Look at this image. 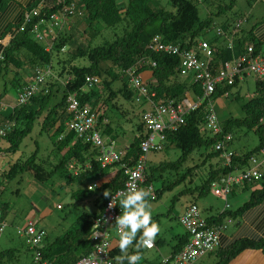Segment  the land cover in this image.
Returning <instances> with one entry per match:
<instances>
[{"label":"trees","instance_id":"trees-1","mask_svg":"<svg viewBox=\"0 0 264 264\" xmlns=\"http://www.w3.org/2000/svg\"><path fill=\"white\" fill-rule=\"evenodd\" d=\"M40 1L42 0H36L26 11L36 6ZM43 1L45 7L39 10V14L44 16L58 11L63 5L70 4L72 1L78 3L82 9V14L78 15L75 13L74 17L85 23L82 36H88L77 43L78 38L73 32L74 30L63 29L58 33L53 49L47 52L40 42L32 38L29 27H26L25 30H18L22 20L21 18L17 24L12 25L14 33L0 56V72L6 70L11 65L21 68L25 62L33 68L36 65L46 64L52 70V54L61 52L64 46L71 40L76 42V49L74 53H71L72 56L88 58L89 65L83 67L73 65L67 70L70 77L63 85L61 99L52 106H48V103L53 95L52 88L56 85V81L52 83L49 79V82L47 81L49 84L47 93L43 94L42 90L41 93L32 97L29 105H15L13 107V112L9 116L4 117L3 120L5 121L1 122V124L9 121L15 123V126L2 137L8 143L5 149L7 152L14 153L19 149L23 138L32 129L34 119L42 114V112L46 111L40 122L41 130L50 131L56 126L58 121L61 122L66 118L65 96L67 93L76 91L82 102H87L94 106L97 105L99 103L98 95L95 93L94 88L86 92L82 91L85 75H96L100 80L99 83L102 88L110 91L109 94L111 97L115 92L110 90V84L114 80L121 78L122 71L132 66L141 56L149 55L156 62L155 67L150 68L145 66V68L148 69L152 78L155 80L153 88L157 92L158 97L165 96L175 100H180L183 97L192 99L195 95L201 93L200 87L190 77H181L179 75L177 70L179 63L178 56L154 53L147 47L148 42L154 34H160L161 39L165 42L180 43L181 47L187 49L194 46L195 41L212 24L210 16L207 15L205 18L199 16V8L196 0H169L172 9H155L150 4L151 0H123L120 4V0ZM251 1L248 0V2ZM231 6L232 3L218 7L217 14L231 8ZM98 28L113 29L114 36L110 40L104 39L101 43L92 46V40L99 32L97 30ZM237 39L240 49H242L245 43L252 44L257 50L262 48L260 42L246 37L242 33L241 27ZM211 43L216 46L217 50L214 58L215 62L231 59V51L223 39L214 37ZM235 82L236 79L233 85ZM123 83L124 89L122 88L123 91L121 93L126 98L131 99L132 92L127 88L124 80ZM233 85L218 87L212 95V99H217L224 92L229 91ZM256 93L257 95L242 103L241 108L244 111L242 117L235 118L229 116L220 120L223 130L230 132L232 135L233 129L243 127L252 130L258 137V144L255 147L241 153L234 152L231 165L224 166L219 153L213 150V145L220 136L212 135L206 131L204 127L206 111L204 105H202L194 111L189 112L185 117L184 123L175 131L166 132L164 148L169 145H174L179 149L180 154L174 161H162L158 164L149 163V165L147 161L141 188H144L145 185L153 184V181L157 179L154 175L156 171L168 170L178 173L179 169L189 159H192L195 152L204 157V161L211 156H216L217 158L216 165L209 168L207 177L203 183L194 188V190H198L199 195L204 194L212 188V184L218 182L221 175L235 170L236 166L241 168L248 165L249 157L257 153L264 144V126L257 125L259 118L264 115V93L260 90L259 81H256ZM103 116L100 117L99 123L102 122ZM64 128L63 124L57 126L53 136L58 137L64 131ZM143 130V123L141 122L140 125H137V133H135L131 143L127 146L121 162L129 161V164L132 165L136 161L140 155V141L145 134ZM53 145L52 150L56 156L54 163L49 159L37 160L36 152L34 151L27 159L16 163L17 166L15 167L21 172L23 170L30 171L32 178L40 183L50 180L54 173H63L67 184L77 183L79 185L75 189H72L70 192L71 197L76 200H81L88 196H94L93 202L98 206L97 211H82L76 217L74 225L70 229H67L53 239H48L49 235H45L42 242L41 252L44 258L51 260L53 264H72L81 256L91 252L92 245L88 236L91 232L93 219L100 214L105 201L109 197H105L103 193L105 190H109L111 194L122 187L125 181V174L119 162L104 168L101 167L97 160V149L89 142H85L76 137L71 131L65 133L63 138H57ZM201 149H204V151L201 152ZM209 149L210 151H207ZM87 164H89V167ZM190 173L191 167L188 166L181 173V176L176 179V182ZM105 174L109 175L106 179H102ZM260 182V187L252 191L249 200L238 210L234 213L228 210L229 203L227 199L225 204H228V208L224 207L222 213L206 218L207 222L209 224H222V219L225 216L231 218L230 216H234L236 213L264 198V176ZM89 183L95 184V187H93V184L91 187L87 186ZM171 183L173 184V182ZM90 188L93 190L90 191ZM164 188L165 186L163 184L160 189L156 190V197ZM148 199L151 200V198ZM191 203L196 204L195 202ZM119 207L122 215L123 209L120 206V201ZM4 209V205L0 206L3 215ZM142 234L143 232H138L136 240L130 246V250L127 251L126 255H132L137 252L141 255L143 253L145 247L141 246L137 248L136 246ZM119 239L116 237L112 240L110 249L111 256L116 260V262L114 260V264H128L127 259L121 261V257L125 256V254L119 248ZM186 240L187 234L178 238V241L173 246L172 255L181 250ZM250 244H252L250 241L242 240L233 244L229 249L223 251L218 250L216 253L217 261L214 264H225L234 254ZM27 248L32 253L28 245ZM14 255V249L0 250V263L4 260H12Z\"/></svg>","mask_w":264,"mask_h":264},{"label":"built area","instance_id":"built-area-1","mask_svg":"<svg viewBox=\"0 0 264 264\" xmlns=\"http://www.w3.org/2000/svg\"><path fill=\"white\" fill-rule=\"evenodd\" d=\"M62 1V0H57ZM44 1L24 12L18 30L29 32L36 41L43 45L45 51L53 49L58 33L62 31L74 14H82L78 3L72 1L63 5L58 11L47 15H40L39 10L45 7ZM242 20L234 23L230 30L216 29L215 38L223 39L231 51V59L215 62L216 46L210 40L198 38L190 49L181 47L180 43L165 42L160 34H154L147 44L150 51L164 55L179 57L177 66L181 77H190L200 87V94L192 99L183 97L175 100L165 96L158 97L153 88L155 80L142 77V72L148 70L145 66L153 68L156 62L149 56H141L127 69L122 71V77L127 87L131 90L133 98L137 102L147 103L149 107L141 113V122L145 128V134L140 141V155L130 165L129 161L121 162L127 148L118 149L117 142L112 137H104L99 130V119L103 115L100 104L92 105L82 102L76 91L69 92L65 96V124L66 130L73 132L76 137L89 142L97 149V160L101 167H107L113 163H120L125 174L122 187L111 193L105 201L100 214L93 219L91 232L88 236L92 250L87 255L81 256L72 264H114L111 256L112 235L110 226L120 232L116 217L121 215L119 201L123 193L132 188H141L144 181L145 168L148 161V153L162 151L166 143V132L175 131L185 117L191 111L204 105L205 123L204 127L212 135L220 136L213 145V150L218 152L224 166H230L234 151L229 148L233 139L230 132L222 128L220 118L215 110L216 99L212 95L218 87L233 85L235 79H242L248 75H254L256 81L260 82V90L264 93V48L256 49L252 44L245 43L240 49L238 43L239 29ZM222 36L221 38H219ZM63 51V49H62ZM57 81L58 77L53 74L49 65H36L32 70V76L25 82L17 92L16 105H29L32 97L38 93L48 92V80ZM68 78L64 80V84ZM48 81V82H47ZM96 75L87 74L84 77V86L92 88L99 84ZM63 84V85H64ZM229 91L222 95H227ZM257 95V93H255ZM132 98V97H131ZM257 125L264 126V115ZM15 126L12 121L0 124V137ZM63 135H59L61 139ZM241 168L221 175L218 182L212 184L213 193L222 197L225 201L231 195L234 187L260 181L264 176V144L259 151L249 157L248 163ZM89 167V164H87ZM95 186V184H93ZM144 189L150 190L151 199L156 198V190L153 184L145 185ZM112 202L114 207L109 208ZM228 208V204H225ZM179 223L187 234V240L180 251L175 254L163 256L162 264H196L198 259L212 253L219 247L220 233L226 229V223L209 224L203 217L196 204H189L184 213L179 217ZM7 225L3 211L0 210V233ZM17 233L25 237V243L32 250L33 264H53L49 259L43 257L41 249L45 237V230L37 227L34 221L26 223L19 228ZM154 242L151 247L154 248Z\"/></svg>","mask_w":264,"mask_h":264},{"label":"rangeland","instance_id":"rangeland-1","mask_svg":"<svg viewBox=\"0 0 264 264\" xmlns=\"http://www.w3.org/2000/svg\"><path fill=\"white\" fill-rule=\"evenodd\" d=\"M122 2L123 0H120L119 4ZM196 2L199 8V16L205 18L208 15L212 20V24L199 38L210 41L214 39L217 28L222 29L224 32L228 31L238 20H242L241 28L243 29L247 24H250L253 14L257 10L256 7L254 8V2L252 4L248 0H196ZM229 3H232L231 8L217 14L218 7L228 5ZM150 4L155 9H172L169 0H151ZM257 6L260 7V4ZM84 27L85 23L76 18L70 19L65 26L68 30H74L73 32L78 38L77 43L88 36H82ZM97 30L99 32L92 40V46L101 43L104 39L110 40L114 36L113 29L98 28ZM75 49L76 42L71 40L64 46L63 51L52 54V72L58 79L56 85L52 88L53 95L49 100L48 106H52L61 99L64 80L70 77L67 70L73 65L80 67L89 65L88 58L72 56L71 53H74ZM10 78V74L4 70L0 73V94L2 96V105L6 108L5 112L9 111L7 110L8 105L14 104L16 99L15 82L12 84V80H9ZM123 87V78L114 80L109 87L111 91L115 92L111 97L110 91L103 89L100 83L92 87L98 95V104L102 108L104 115L102 120L105 119L107 121V125L104 121L103 123H99L98 128L101 130L104 126H109L115 134L117 144L119 145L130 142L133 139L135 133H137V125L141 123V113L147 109L146 106L138 103L133 97L132 99L126 98L121 93L124 89ZM92 88L83 86L82 91L86 92ZM255 93L256 79L253 74L242 79H236L235 84L230 87L228 94L224 96L220 95L216 99L215 109L220 120L229 116L235 118L242 117L244 115V111L241 108L242 103L254 97ZM45 112H42V114L34 119L31 131L23 138L16 152H7L5 149L8 143L3 138H0V201L6 203L8 206L5 210V217L9 222L5 220L7 225L3 232L0 233V250H15L12 260H4L0 264H33L32 253L27 248L25 237L19 235L17 230L22 228L29 219H36L44 208L51 210V213L37 222V226L43 227L47 235L52 239L54 236L61 235L64 231L70 229L74 225L76 217L82 211L98 210V206L93 202L94 196H88L81 200H76L70 196L72 189H75L79 185L77 183L67 184L63 173H54L50 180L38 183L36 180H33L34 178H32L30 171L23 170L21 172L15 167L17 166L16 163L24 161L34 151L36 152L37 160L49 159L52 163L56 161L55 152L52 150L54 136H49L50 131L41 130L40 126ZM3 141L4 144H2ZM257 144L258 137L252 130L243 127L233 129V139L229 145L230 149L245 151ZM119 145L117 148H119ZM202 151L204 149H201ZM207 151H210V149ZM179 154L180 151L176 146L169 145L162 151L148 153V165L149 163L158 164L162 161H174ZM195 154H193L192 159H189L179 169L178 173L168 170H159L154 173L155 178H157L153 181L155 190L160 189L163 184L165 186L164 190L162 189L156 198L151 200L148 199L149 197L147 198L151 205L152 220L158 224L160 229L157 235L164 241H162L160 249L162 253L168 251L169 247L175 243L176 236L182 233L183 228L179 223L178 217L184 213L185 207L189 203L195 202L203 217L225 207V200L215 195L212 188L202 195L198 194V190H194L196 186H200L206 179L209 168L214 167L217 163L216 156H211L204 161V157ZM248 165L250 166L251 163L249 162ZM188 166L191 167V173L176 182V179L181 176V173ZM92 184L89 183L87 186L91 187ZM258 184L260 182L254 183L255 186ZM248 191L239 190L234 194L236 200L240 199H238V203H242L241 198H244V200L248 198V195L245 196L244 194L245 192L248 193ZM57 203L60 205L57 206ZM225 222L230 227L233 226L232 222H228L227 219H225ZM110 232L113 236L120 238L119 232L114 227L110 226ZM129 250L130 247L128 248ZM150 251H143L140 255L141 259L137 264H162L159 252L155 249ZM201 258L197 264H212L214 261L213 254L208 257L205 255Z\"/></svg>","mask_w":264,"mask_h":264},{"label":"crops","instance_id":"crops-1","mask_svg":"<svg viewBox=\"0 0 264 264\" xmlns=\"http://www.w3.org/2000/svg\"><path fill=\"white\" fill-rule=\"evenodd\" d=\"M35 2H36V0H0V56L2 54L4 47H6L8 45V43L10 42L12 35L14 33V30L12 29V25L17 24L21 20V18L23 17L26 9L29 6L33 5ZM253 2H254V4H253ZM250 3H252L254 5V8L256 7L257 10L254 12L253 19L251 20L250 24H247V26L243 27L242 33L246 37H249L252 40H255L257 42H260L262 44V48H264V0H252ZM258 4H260V7L257 6ZM32 70H33V67L29 66L26 62L23 64V66L21 68L14 67L11 65V66H8V68H6V70H4L6 73L10 74L11 78L9 80H12L11 83L13 84V82H15V85H14L15 89H16L15 90V98H16L17 92H18L19 88L21 87V85L23 83L27 82V80H29L31 78ZM150 76H151V74L148 70H145L142 72V77L144 79H149ZM131 97H133V96L131 95ZM138 103L146 106L147 108L149 107V105L147 103H142V102H138ZM15 105H16V99L14 101V104L8 105L7 110H9V111L5 112L6 108L3 107V105H2V96L0 94V124H1V122L5 121V120H3L4 117L9 116L13 112V107ZM103 121L107 123V121L105 119L102 120V123H103ZM62 124L64 125L65 128H64V131H62L59 135H63V137H64V134L68 132L66 130L65 118L61 122L58 121L56 123V126L53 129H51L50 132L48 131L49 136L52 137L56 127L59 125H62ZM98 126H99V124H98ZM143 129H144L143 131L145 132L144 126H143ZM101 131H102L103 136L112 137L116 140L115 134L113 133L112 129L109 126H104L103 128H101ZM0 138H2V137H0ZM57 138L59 139V136L58 137L54 136L52 143H54L57 140ZM131 141L124 143L122 145L117 144V146L119 145L118 149L127 148V146L131 143ZM116 142H117V140H116ZM2 144H4V141L2 142ZM0 145H1V141H0ZM232 150L234 152H237V153L244 152V150H236V149H232ZM108 175L105 174L102 177V179H106L108 177ZM38 183H40V182H38ZM253 185H254V183H250V184H245V185L239 186L238 188H234L231 195L228 198V203H229L228 210H230L233 213L236 210H238L246 201L249 200L252 191H254L255 189H258L261 184H258L257 186H255V185L253 186ZM237 190L238 191L239 190H246V191L249 190L248 193H246V192L244 193L245 196L248 195V198L246 200H244V198H241L242 199L241 204L238 203V201L240 199L238 198L239 200L238 199L236 200V198L234 197V194L238 192ZM2 205H4V208H5L4 209V217H5V210L7 209L8 206L6 203L0 201V206H2ZM56 205L59 206L60 204L57 203ZM186 207H185V209H186ZM222 211H223V209L218 210L214 213L209 214L208 216H205V218H208L210 216H216V215L222 213ZM50 213H51V210L44 208L43 210L40 211L39 216L36 219H29L28 221H26V223H28L30 221H34L37 225V222L41 221L43 218L48 216ZM180 216L181 215H179V217ZM230 217L231 218H229L228 216H225L222 219L223 223H226L225 219H227L228 222H232L231 224H233V226L230 227V225L226 223V226H227L226 229L222 233H220L219 247L216 249V251L209 253L210 255L213 254V256H214V261L212 264H214L217 261L216 253L218 250L223 251V250L229 249V248H231V246L233 244H235L239 241H242V240L250 241L252 244H250L249 246L243 247L240 251H238L236 254H234L225 264H264V198H262L261 200H259L255 204H253L252 206H249L248 208H245V209L241 210L239 213H236L234 216H230ZM5 220H6V217H5ZM25 225L26 224H24V226ZM37 227L43 228L41 226H37ZM141 232H143V230H141ZM185 234L186 233L183 229L182 233L180 235L178 234V236H176L175 243L169 247L168 251H165L163 253L160 252L163 239H160V237H158V235H157L155 237V240H154L155 246L152 249H155L157 252H159V254L161 255V258L163 256L171 255L172 250H173V246L178 241V238H180L181 236H183ZM45 235H47L46 230H45ZM48 237H49L48 239H52V238H50V236H48ZM54 237H56V236H54ZM113 238H116V237L112 235V240H113ZM155 242H156V244H155ZM152 249L145 248V250H143V251L151 252L150 250H152ZM210 255H207V257ZM201 259L202 258L198 259L196 264Z\"/></svg>","mask_w":264,"mask_h":264},{"label":"clouds","instance_id":"clouds-1","mask_svg":"<svg viewBox=\"0 0 264 264\" xmlns=\"http://www.w3.org/2000/svg\"><path fill=\"white\" fill-rule=\"evenodd\" d=\"M93 190L92 188L89 189ZM103 195L108 197L109 190H105ZM150 195V190L144 188H132L128 192L123 193V199L120 200V206L123 209V214L116 217V223L120 228L119 248L125 256L121 257L127 259L128 264H137L141 259L140 254L137 252L132 255H126L128 248L133 245L137 238L138 232L143 230V234L137 243V248L151 247L155 237L160 229L157 223L153 222L151 216V205L147 200ZM114 207L112 202L109 208Z\"/></svg>","mask_w":264,"mask_h":264},{"label":"bare ground","instance_id":"bare-ground-1","mask_svg":"<svg viewBox=\"0 0 264 264\" xmlns=\"http://www.w3.org/2000/svg\"><path fill=\"white\" fill-rule=\"evenodd\" d=\"M95 88H97V87H95Z\"/></svg>","mask_w":264,"mask_h":264}]
</instances>
